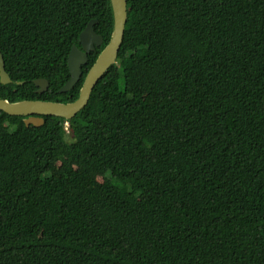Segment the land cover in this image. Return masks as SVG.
<instances>
[{"label": "trees", "instance_id": "1", "mask_svg": "<svg viewBox=\"0 0 264 264\" xmlns=\"http://www.w3.org/2000/svg\"><path fill=\"white\" fill-rule=\"evenodd\" d=\"M127 1L71 134L0 110V264H264V0ZM92 20L104 43L60 93ZM113 30L111 0H0V96L77 100Z\"/></svg>", "mask_w": 264, "mask_h": 264}, {"label": "water", "instance_id": "2", "mask_svg": "<svg viewBox=\"0 0 264 264\" xmlns=\"http://www.w3.org/2000/svg\"><path fill=\"white\" fill-rule=\"evenodd\" d=\"M111 1L114 11V30L112 38L89 70L77 100L67 103L45 100L11 102L0 96V110L13 116H25V123L27 126H42L45 123L44 116H56L70 120L83 110L89 103L97 84L109 68L117 62L120 49L124 42L126 25L128 22V1ZM96 22V20L90 21L88 26L81 33V48L77 45L73 46L68 58L71 78L59 90L60 93L68 92L76 86L83 77V66L88 63L89 54L104 43L103 36L99 35L95 30ZM0 75L3 82L6 83L10 80L9 74L5 68L4 56L1 51ZM35 84L39 87V93L45 92L50 86L49 81L45 78L36 79Z\"/></svg>", "mask_w": 264, "mask_h": 264}, {"label": "rangeland", "instance_id": "3", "mask_svg": "<svg viewBox=\"0 0 264 264\" xmlns=\"http://www.w3.org/2000/svg\"><path fill=\"white\" fill-rule=\"evenodd\" d=\"M147 99L150 100V101H154L153 98L151 96H147ZM58 165L54 167V170L55 171H58ZM95 176L96 178L99 180V181H104L105 180V175L103 173H95Z\"/></svg>", "mask_w": 264, "mask_h": 264}, {"label": "built area", "instance_id": "4", "mask_svg": "<svg viewBox=\"0 0 264 264\" xmlns=\"http://www.w3.org/2000/svg\"><path fill=\"white\" fill-rule=\"evenodd\" d=\"M67 120V122H66V125H65V130H66V132L68 133V134H71V132H70V124H69V119H66Z\"/></svg>", "mask_w": 264, "mask_h": 264}]
</instances>
